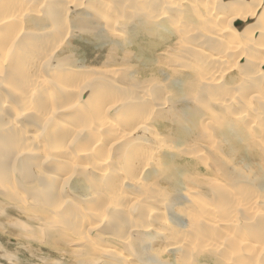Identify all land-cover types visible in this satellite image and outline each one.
<instances>
[{
  "label": "rangeland",
  "instance_id": "374dc122",
  "mask_svg": "<svg viewBox=\"0 0 264 264\" xmlns=\"http://www.w3.org/2000/svg\"><path fill=\"white\" fill-rule=\"evenodd\" d=\"M20 1H27L30 6V11L26 10L27 13L22 12L24 15L23 24L14 25V27L18 26L20 30L19 35L16 38L17 41L14 47L9 50L8 56L4 58L0 53V62L5 60L6 65V69H4L2 71L3 74L0 75V122L2 121V124L0 123V132L3 130L5 132H13L15 140L17 142L20 141L18 142L19 145H17L19 148L17 154H19L21 157L19 155L16 156H19V158H30V160L28 159L30 167L24 169V166L21 168L17 165V161H15V164L13 161H11L8 180L3 185L0 183V189L2 191L7 192L12 189V191H10L11 193H17L16 197H13L12 194H9L10 192L5 194L0 190V264H56L55 262H57V264L59 262V264H75L79 258L78 256L76 258V256L70 252L76 250V247L79 246L78 241L80 240L78 239L76 243L75 240H71L69 237L80 238L82 235H90V237L92 236V238L95 240L98 239L97 236H101L103 240L100 242H108L109 240L107 238L105 239V235H103V233H99L100 231H97L99 228L96 227H99L98 224H100L101 227H108L116 224L117 228H120L123 231L121 234L124 235H131V231L133 229H139L135 232L139 235L135 236L137 241V237H140L142 234L145 236L147 234H152L151 237L154 236L155 238V234L157 232H163L162 230L165 229L161 226V222L163 220H167L168 223H175L174 225L170 223V226L168 225L170 228L166 227L169 231V233L166 231L168 237H175L172 238L173 240L170 238L169 241L162 238H155V241H152L153 243L156 242L153 246L156 244L157 247H162L161 249H158L162 251V259L159 258L158 254H155L158 252L152 249H150V251L154 256L150 257L156 256L157 259H160L162 262L165 261L166 264L170 258L171 259L168 261L170 264L174 261H176L175 264H182L185 261L189 264H236L237 260V264H242L241 262L244 264H264V106L263 102L260 101L263 99H252L253 95L264 94V79H261L262 83L260 80H252V76L254 75L253 71L256 67L252 69L253 67L250 65L255 66V64L250 62V64L245 63L246 58L244 57L240 59L239 53L226 54V63L223 64L225 65L224 67L223 65H216L210 61L212 56H216L217 52L223 50L224 44H238V42L249 44L250 49L248 51V55L250 59L259 58L260 60H264V42L258 43L256 42V39H254L253 42H250L249 38L242 32H239V35L236 33L238 30H243L245 24H247L248 27V23H252L255 20H245L243 24L234 21L232 24H230L228 20L236 16L234 14L225 17L224 20H219L218 22L222 26H226L227 30L224 33L225 38L215 41L208 38L209 36H212V31H214V28H210L207 25V23L209 24L211 21H208L204 24L200 23L201 16H207L212 11L206 10L207 6L204 4L206 0H185L184 2L176 0V2L167 4L165 3V0H0V6L3 5L5 10L7 9L8 5H11L1 18V21H5L1 24L0 32L6 31V34H10L12 37L16 35L15 31L11 33L7 32L8 30L14 29V27H11V25L8 23L10 21H7L8 18H10L8 10L12 9V14L15 11L21 13L22 10L19 7ZM226 1L224 0L223 3H226ZM45 2L51 6V9L48 8L44 12L42 11L41 6ZM258 2L259 0H240L239 2L235 3L240 6H244V4H251L253 5L254 10L259 9L257 6H255V4ZM262 2H264V0H262ZM146 3H150V5L147 7L145 6L147 5ZM188 4H195V6L197 5V8H189ZM222 4L217 5L219 11L217 9L216 11H224V5ZM53 5L54 8H52ZM111 5L112 7L109 8ZM105 6L108 7V10L104 8ZM126 8L129 9V12ZM33 10L35 11L33 12ZM216 11L214 10V13H212L211 16L216 15ZM38 12H40V14ZM49 12H56L58 14L57 20H52L53 23L49 20ZM157 13H163L164 18L162 20L156 19L155 14ZM249 13L250 12L246 14ZM1 14L2 13H0V16ZM63 15L64 17L62 18ZM100 16L101 19L99 18ZM102 18L104 20H102ZM197 18L199 19L197 20ZM238 18L241 19L242 17L238 16ZM107 19H110V21L108 22ZM82 24H86V28H82ZM112 27H114V29ZM152 28L154 29L152 33L150 30H147ZM185 29H191L194 31L193 38H189V40L187 39L189 42L187 40L185 41L186 36L183 35V31ZM201 29H203V31H201ZM143 30H147L148 33L147 31L144 32ZM119 31L122 32L120 33ZM160 33H163L165 36L162 38V40L158 37V34ZM180 37L182 38V41ZM196 40L201 42L202 46L201 48L198 47L194 49V52L190 49V46H199ZM179 45L181 48H186H183L184 50H182L179 48ZM7 47H9V45H7ZM180 49L181 52H179ZM201 49L203 52H206L203 53ZM210 49L211 51H209ZM202 54L207 55L205 57ZM180 60L181 62L178 63ZM187 60H189V63L186 67L183 65L182 61ZM31 63H34L35 66ZM246 65H248L247 68H245ZM29 66H32L33 68H29ZM36 66L39 69H37ZM261 69L264 70V65H261ZM107 71L109 73H107ZM181 72L183 73L181 74ZM193 73L197 76H194ZM201 73H204V75L202 74L203 76H201ZM42 78L46 81L48 80L47 82L50 83H46V85L42 83L41 88L37 89L38 91H36V88L32 84H34L37 79L40 80ZM55 78H61V82L65 83H60V87L59 85H52ZM71 78L73 80H71ZM199 78H202V81ZM89 79L91 81H88ZM217 81L219 82L220 86L213 84ZM87 82H89V84ZM199 82L200 84H198ZM255 82H258L260 85L256 84ZM66 84H70L69 89L65 88ZM221 85L222 87L224 86L223 88L225 89H223ZM88 86L91 89L88 88L86 91L84 90L81 93L82 89L84 87L87 88ZM76 87L79 88V91H75ZM26 88L28 90H26ZM62 88H64V90ZM101 88L104 89L102 90ZM70 90L72 92H70ZM17 94L18 97H16ZM75 96L82 97L79 98V103L73 104L71 102H73ZM3 97H6L7 100L5 101L7 103L4 105H2ZM28 99L35 103H33V106H36L35 108H27L28 110H26L25 100ZM59 103L62 106L59 105ZM63 104H65L66 107ZM101 105L103 106L102 108L100 107ZM58 106H61V109L59 110L61 113L64 111V109L68 110H66L64 115L67 117L65 119L68 120V126L70 127L72 125L68 130L69 134L71 132L70 130H78L77 135L74 134L69 140L65 139L66 135L63 138V135L66 132L64 130L66 128L62 129L63 131L54 130L55 125L53 121V115L58 114ZM162 107L164 108L162 109ZM12 108H14V112ZM103 108L104 110H108L109 108V110L106 112L103 111ZM18 109H21L22 111ZM163 110L165 111L163 112ZM184 110L185 112L183 113ZM174 113L177 114L175 115ZM180 113L182 114V118L180 117ZM221 113L224 118L222 117L220 119ZM240 115L242 116L241 121L238 118ZM104 117H106L108 121H112L111 123L114 124V129L115 127L118 128L117 130L119 132L116 129L115 130L118 132L120 138L123 136L127 140L123 137L121 139L119 137H115L114 129L107 131L101 130L98 127L100 123L99 119ZM232 119L234 122L239 124L233 123ZM146 120L148 123L145 122ZM142 121H144L145 124L143 122V125H141L140 122ZM218 121L223 122L220 124ZM231 122L232 124H230ZM249 122H251V126L253 125L252 127H246L250 125ZM134 124H136L138 128ZM140 125L141 128H139ZM143 126H146V129H149L152 133H157V136L153 133L156 138L154 137L155 139H153L150 137V133L147 131L143 132ZM180 127L182 129H189L190 132L188 135H181L179 133L181 129ZM234 128L236 130L239 128L241 129L234 131ZM50 129L52 132L47 136L46 133ZM214 129L219 130L214 131ZM249 129H251V132L248 131ZM35 130L36 132L38 131L37 133H39L41 136V142L38 144V146L33 138L31 141L30 136L31 134L36 133ZM226 130L227 133L229 131L228 134L224 133ZM259 130L263 133H261ZM240 131L242 132V135L238 134H241ZM152 133L150 135H152ZM236 133L238 134V139H236L237 137L234 135ZM224 134L227 136H224ZM228 137L232 138L233 140L229 139ZM246 137H249L248 141L246 140ZM64 140L66 142H64ZM135 140H141V142H143L142 145L148 146L149 150H147V147L142 146L140 144L141 142H139L140 145L136 143L133 146ZM72 141H74V144ZM42 143H47V145H50L51 143L57 145L63 144L67 146L68 149L62 148L58 150L55 149L56 146H54L55 148L53 149L49 147L44 149ZM96 143H99V146L96 145ZM69 144H72L71 148ZM131 145L133 147H130ZM244 145L247 146L245 147ZM229 147L234 149V151L229 150ZM32 148H34V151ZM235 149L238 151H235ZM67 150H69L67 155L69 160L71 158L69 157V154L72 155L70 160L72 163H70V161L67 162L66 156H64ZM77 150L84 151L80 152L79 154ZM85 151H88L89 153H86L84 157L81 156V154L83 152L85 153ZM76 153L79 155L78 158ZM43 154H48L49 157H52V159H55L56 161L46 159L44 162H42L41 160H43V158H39V156H42ZM74 154L76 155V159H74L75 157L73 158ZM143 154L144 156L149 157V160L154 159L156 162L153 160L150 163L151 165H144V161L141 158V155ZM198 154H202V157H198ZM36 155L37 157H35ZM85 156H88L89 158H86ZM74 162L77 165L74 164ZM89 162H91V165ZM99 162L106 164L109 162L108 167L110 169H107L109 170L107 172H111L112 170L113 176L116 172V174L123 172V174H118L120 178L117 180L121 179L120 183L116 182L112 186L113 193L106 189V192H103L100 189L101 187L94 188L93 186H90V184L95 180V177H97V172H101V166L97 167L100 170L95 168L96 164H99ZM71 164L75 165L74 167L72 166L74 170L72 167H70ZM175 167L177 169H175ZM81 169H83V171H80ZM39 170H43L42 172H45L46 176L43 178V181H48L49 179L55 181V179H58V176L60 175L63 178H66L64 184L61 182V180L58 181L62 183L61 185H65V187L61 185L59 187L57 185L55 192L58 194L62 203L65 200L63 205L65 204L64 208H69L68 211H70L71 208L79 210V207L75 206L76 204H73L74 201L87 208L86 210L88 212L86 213H88V216L91 215V212H94V208L96 210H104L109 206V204L113 206L116 203L118 205H122L123 208L121 207V212L117 211L118 213L116 214L112 211L110 213V211L106 209L108 212L106 211V216H104L103 220H100V218L96 219L97 222L95 219L91 220L92 223H96L95 225H88L89 222H86L84 217L83 219L80 217L81 221L77 222L80 224L76 223L75 228L72 231H68L65 225L57 227V230L54 229L56 228L54 226L51 228L49 226L52 224V221L54 219L62 218L61 215H63V213H60V211L55 206L53 208L50 204L48 206L46 205V207L44 204L40 205L36 201H33L32 203V199L28 198L29 195H24L25 190L29 189H26L25 187L32 182L29 178V175L32 176V172L36 173ZM149 172H153V175ZM179 173H181V175ZM23 175L27 176L24 177ZM176 175L177 177L180 175L179 181L178 178L175 177ZM135 177L141 178V180L137 178L139 179V183L137 184H140V186L136 185V188L133 185L135 184L133 183V178ZM27 178L29 181H27ZM113 179L116 180V178ZM172 179L175 181L177 179V182L173 187H170L169 180ZM142 180H147V185L146 183L143 184ZM214 180L216 182H214ZM214 183L218 184L217 186L212 187L211 185ZM5 186H7L6 189H4ZM13 186L15 188L14 190ZM87 187L89 190L86 189ZM108 192L110 193L109 196ZM120 192L129 194L130 198H125L124 200L121 199L120 201V199H118L120 198ZM142 192L143 194H140ZM190 192H193V194L191 193L190 195ZM116 197L117 200L121 202H119L120 204L115 200ZM71 198H74V201ZM164 198L166 199L164 200ZM29 200L31 201L30 203ZM137 200H139L138 203L142 200L141 204H138L137 202L135 203ZM18 201H20V203ZM202 203L203 206L204 203H207L206 205L209 206H207V209L211 210L208 211L209 213L203 211L205 208L203 209V206L201 205ZM24 206L26 208L31 206L32 208L30 207L28 210L26 208H21ZM113 207H115V205ZM36 208H38L39 211L36 210ZM20 209L31 213L30 215L27 214V212L22 213L19 211ZM35 210L37 213L34 212ZM33 212L35 214H33ZM179 212H183L185 216ZM24 213H26L28 216H24ZM212 213H214V216ZM116 217H121V219L116 221ZM40 219L42 220L39 221ZM197 220H199L198 223ZM215 220L222 221L221 224L230 221L231 225H234V227L220 224V226H217L216 228L209 225L214 223ZM15 221H18V224L20 222L23 223L26 227L29 226L28 230L24 231L20 227L17 228ZM25 221L27 224H25ZM46 221L50 223L49 226L46 225ZM121 221L122 223H120ZM43 224L46 230L43 227ZM82 224H85V226ZM145 224H148L149 227ZM124 227L126 229L128 227L129 230L126 231ZM33 228H36V230ZM50 228L53 229V231H51ZM47 229L51 231L50 233H52V235L55 234L58 241H61L58 242L59 244H55L57 249L54 248V245L50 246L51 244L49 245L45 243V241H48L49 236L51 235ZM90 229L92 230L90 231ZM64 230L68 235H66ZM33 231L36 232L35 235H33ZM117 232L119 233L120 231ZM117 232L115 231V233ZM46 234L48 235L46 236ZM70 234L71 236H69ZM27 235L28 238L26 239ZM59 235L61 237H58ZM35 238H38L37 241H34ZM221 240L224 242L222 243ZM166 241L171 243L172 241L173 243H183V247L181 246L179 250L174 251L170 248V246L165 245L167 243ZM137 243L139 242H136V244ZM115 244L117 245L115 248L124 251L125 248L119 245L118 242ZM161 244L165 246L163 247ZM215 244L216 246L213 247ZM59 245L62 249H64L66 246L68 247H66L65 250H62L60 249ZM44 247L46 248L44 249ZM67 249L69 252L66 251ZM61 250L62 252L65 251V253H60ZM31 252L32 254L34 252L35 253L32 255ZM176 253L178 257L175 255ZM147 256L145 255L144 257L149 259V256ZM45 260L46 262L44 263ZM51 260L54 261L52 262ZM178 261H180V263ZM146 263L148 264L147 260Z\"/></svg>",
  "mask_w": 264,
  "mask_h": 264
},
{
  "label": "bare ground",
  "instance_id": "6f19581e",
  "mask_svg": "<svg viewBox=\"0 0 264 264\" xmlns=\"http://www.w3.org/2000/svg\"><path fill=\"white\" fill-rule=\"evenodd\" d=\"M31 1V0H30ZM74 1V0H73ZM72 1V2H73ZM80 1V0H79ZM177 1H181V2H184L185 0H177ZM226 1V0H225ZM240 0H238V1H236V0H227L226 1V3H223L224 2V0H206L205 1V6H207L206 8V10H212L211 11V13H209V15H207V16H201V18H200V23L201 24H204V23H207L208 21H211L209 24L207 23V25H208V27H210V28H214V31H212V36H209L208 38H210V39H213V40H220L221 38H225L224 37V33L226 32V30H227V28H226V26H222L218 21L219 20H224L225 19V17H227V16H230V15H232V14H234V15H236V16H234V17H232L231 19H229L228 20V22L230 23V24H232V22H234V21H236V22H238V23H241V24H243V22L245 21V20H250V19H254L255 21L254 22H252V23H248V27H247V24H245L244 25V29L243 30H238V31H236V33L239 35V32H242L245 36H247L248 38H249V40H250V42H253L254 41V39H256L257 41L256 42H258V43H263L264 42V2H262V0H259V2L257 3V4H255V6H257L259 9H254L253 10V5H251V4H244V6H240V5H238L237 3H235V2H239ZM44 2V1H43ZM50 2V1H49ZM70 2V1H69ZM172 2H176V0H165V3L167 4V3H172ZM197 2V1H196ZM201 2V1H200ZM77 3V2H76ZM195 3V2H194ZM223 3V4H222ZM51 4V3H50ZM70 4H72V3H70ZM117 4V3H116ZM147 5H145V6H147L148 7V5H150V3H146ZM218 4H222V5H224V11H220V12H218L219 11V8L217 7V5ZM8 5V4H7ZM56 5V4H55ZM66 5V4H65ZM81 5V4H80ZM106 5H107V3H106ZM133 5H134V3H133ZM11 5H8V7H10ZM57 6V5H56ZM61 6V5H60ZM70 6V5H69ZM78 6V5H77ZM120 6H121V4H120ZM188 6H189V8H194L195 7V9L197 8V5L195 6V4H188ZM200 6V5H199ZM8 7H7V9H8ZM19 7L21 8V13L20 12H14L13 14H12V9H9L8 10V14L10 15V18H8V20L7 21H10V22H8L10 25H11V27H14V25H18V24H23V21H24V18H23V14H22V12H25V13H27L26 12V10H29V4H28V2L27 1H20V4H19ZM42 11H46L48 8L49 9H51L50 7V5L48 4V3H43L42 4ZM65 7V6H64ZM74 7V6H73ZM110 7H112V5L111 6H109V8ZM52 8H54V5H53V7ZM70 8V7H69ZM104 8H108V7H104ZM200 8H201V6H200ZM6 9V10H7ZM62 9V8H61ZM103 9V8H102ZM105 9V10H106ZM125 9V8H124ZM127 9V8H126ZM216 9L218 10V11H216ZM6 10H5V7L3 6V5H1L0 6V13H2L1 14V16H0V28H1V24H2V22H4V21H1V18L4 16V14H5V12H6ZM108 10V9H107ZM128 10V12H129V9H127ZM214 10L216 11V15H212L211 16V14L212 13H214ZM30 11V10H29ZM35 10H33V12H34ZM36 11H38V10H36ZM50 11V10H49ZM55 11V10H54ZM62 11H63V9H62ZM103 11V10H102ZM31 12H32V10H31ZM41 12V11H40ZM40 12H38L39 14H40ZM69 12V11H68ZM115 12V11H114ZM116 12H117V9H116ZM127 12V13H128ZM248 12H250L249 14H246V13H248ZM50 14H49V16L48 17H50L49 18V20L53 23V21H55V20H57V17H58V14L55 12V13H51V12H49ZM86 14H88L87 12H85ZM120 13V12H119ZM166 13V12H165ZM203 13V12H202ZM207 13V12H206ZM38 14V15H39ZM42 14V13H41ZM68 14V13H67ZM102 14V13H101ZM121 14V13H120ZM131 14V13H130ZM43 15L45 16V14L43 13ZM61 15V14H60ZM114 15H116V14H114ZM119 15V14H118ZM127 15V14H126ZM203 15V14H202ZM103 16V15H102ZM121 16V15H120ZM120 16H118V17H120ZM155 18L156 19H163L164 18V14L163 13H157V14H155ZM238 16H241L242 18L241 19H239L238 18ZM47 17V18H48ZM64 17V15L62 16V18ZM130 17H132V16H130ZM100 19H101V16L99 17ZM121 18V17H120ZM178 18V17H177ZM65 19V18H64ZM112 19V18H111ZM130 19V18H129ZM199 18H197V20H198ZM53 20V21H52ZM67 20V19H66ZM102 20H104L103 18H102ZM108 20V19H107ZM122 20V19H121ZM120 20V21H121ZM110 21V19L108 20V22ZM39 22V21H38ZM41 22V21H40ZM60 22V21H59ZM64 22H65V20H64ZM85 22V21H84ZM121 22H123V21H121ZM25 23V22H24ZM55 23V22H54ZM72 23V22H71ZM101 23V22H100ZM103 23V22H102ZM128 23V22H127ZM143 23V22H142ZM164 23V22H163ZM78 24V23H77ZM114 24V23H113ZM129 24V23H128ZM135 24H136V22H135ZM32 25H34V24H32ZM83 25V24H82ZM108 25V24H107ZM38 26H39V24H38ZM81 26V25H80ZM86 24L85 25H83V27L82 28H86ZM108 26H110V25H108ZM114 26V25H113ZM205 26V25H204ZM36 27H37V24H36ZM69 27V26H68ZM76 27V26H75ZM74 27V28H75ZM120 27V26H119ZM144 27V26H143ZM148 27V26H147ZM247 27V28H246ZM39 28V27H38ZM37 28V29H38ZM113 29H114V27H112ZM126 28V27H125ZM11 29V28H10ZM23 29V28H22ZM21 29V30H22ZM41 29V28H40ZM108 29V28H107ZM112 29V30H113ZM129 29H130V27H129ZM139 29V28H138ZM19 28H18V26H15L14 27V29H12V30H8L7 32H14L15 31V33H16V35L14 36V37H12V36H10V34L9 35H7L6 34V31H4V32H0V35H1V40H0V53H1V55H3V57L4 58H6L7 56H8V53H9V50H11L13 47H14V45H15V43H16V41H17V37H18V35H19ZM87 30V29H86ZM116 30V29H115ZM114 30V31H115ZM128 30V29H127ZM127 30H124V31H127ZM147 30H150V32L152 33L153 32V28L152 29H147ZM147 30H143L144 32L145 31H147ZM174 30V29H173ZM82 31V30H81ZM156 31V30H155ZM171 31V30H170ZM201 31H203V29H201ZM210 31V30H209ZM41 32V31H40ZM70 32V31H69ZM77 32V31H76ZM110 32H111V29H110ZM113 32V31H112ZM118 32V31H117ZM120 32V31H119ZM122 32V31H121ZM120 32V33H121ZM149 32V33H150ZM193 32L194 31H192L191 29H185L184 31H183V35L184 36H186L185 37V41L188 39L189 40V38H193ZM199 32V31H198ZM39 33V32H38ZM78 33V32H77ZM99 33H101V32H99ZM114 33V32H113ZM147 33H148V31H147ZM167 33V32H166ZM165 33V34H166ZM168 33H169V31H168ZM201 33V32H200ZM123 34V33H122ZM121 34V35H122ZM128 34V33H127ZM172 34V33H171ZM92 35V34H91ZM149 35V34H148ZM195 35V34H194ZM203 35V34H202ZM123 36V35H122ZM90 37H92V36H90ZM94 37V36H93ZM96 37H99V36H96ZM158 37L159 38H161V40H162V38L163 37H165L164 35H163V33H160V34H158ZM38 38V37H37ZM124 38V37H123ZM181 38V37H180ZM202 38V37H201ZM133 39V38H132ZM167 39H168V37H167ZM52 40V39H51ZM187 40V41H188ZM198 40V39H197ZM196 40V41H197ZM201 40V39H200ZM222 40V39H221ZM54 41V40H53ZM125 41V40H124ZM181 41H182V38H181ZM199 41V40H198ZM197 41V42H198ZM224 41V40H223ZM44 42V41H43ZM127 42V41H126ZM125 42V43H126ZM189 42V41H188ZM212 42V41H211ZM55 43V42H54ZM177 43V42H176ZM196 43V42H195ZM255 43V42H254ZM127 44V43H126ZM183 44V43H182ZM190 44V43H189ZM223 44V43H222ZM7 45H9V47H7ZM52 45H53V42H52ZM198 45L199 46H190V49L192 50V51H194V49H196V48H198V47H200L201 48V46H202V44H201V42H198ZM189 47V46H188ZM257 47V46H256ZM260 47H261V45H260ZM179 48H181L180 47V45H179ZM178 48V49H179ZM184 48V47H183ZM183 48H181L182 50H184ZM209 48V47H208ZM181 49L179 50V52H181ZM249 44L248 43H246V44H243V43H241V42H238V44H236V43H228L227 45H225L224 44V48H223V50L222 51H220V52H217V54H216V56H212V59L210 60V61H212L214 64H216V65H223L224 63H226V54H234V53H239V56H240V59L241 58H246V62L245 63H248V64H250V63H254L255 64V66H253V65H250L251 67H253L252 69H254L255 67V69H254V75L252 76V80L254 79V81H257V80H260V82L262 83V81H261V79L263 80L264 79V70H262L261 69V65H264V60H260L259 58H254V59H250V57H249V55H248V51H249ZM188 50V49H187ZM200 50V49H199ZM205 50V49H204ZM201 51H202V49H201ZM209 51H211V49L209 50ZM11 52V51H10ZM188 52V51H187ZM195 52V51H194ZM200 52V51H199ZM203 52V51H202ZM204 52H206V51H204ZM203 52V53H204ZM176 54V53H175ZM201 54V53H200ZM177 55V54H176ZM203 55V54H202ZM207 55V54H206ZM206 55L204 54L203 56H205L206 57ZM199 56V55H198ZM39 58V57H38ZM171 58H173V57H171ZM209 58V57H208ZM169 59H170V57H169ZM182 59V58H181ZM199 60H201V59H199ZM34 61H35V59H34ZM39 61V60H38ZM45 61V60H44ZM169 61V60H168ZM189 60H187V61H182V63H183V65L184 66H186L187 67V64L189 63L188 62ZM207 61V60H206ZM32 62V61H31ZM43 62V61H42ZM181 62V60L178 62V63H180ZM201 62V61H200ZM250 62V63H249ZM61 63V62H60ZM191 63V62H190ZM202 63V62H201ZM31 64H33L34 65V63H31ZM50 64V63H49ZM171 64V63H170ZM56 65V64H55ZM168 65V64H167ZM176 65V64H175ZM180 65V64H179ZM228 65V64H227ZM245 65V64H244ZM35 66V65H34ZM170 66V65H169ZM225 65H223V67H224ZM6 67V65H5V60H3L2 62H0V75L1 74H3L2 73V71L4 70V69H6L5 68ZM23 67V66H22ZM32 66H29V68H31ZM37 67V66H36ZM41 67V66H40ZM50 67V66H49ZM248 67V65H246V67L245 68H247ZM21 68V67H20ZM33 68V67H32ZM69 68V67H68ZM180 69H182L181 67H179ZM23 69V68H22ZM37 69H39L38 67H37ZM48 69H50V68H48ZM64 69H66V68H64ZM178 69V68H177ZM251 69V68H250ZM183 70H186V69H183ZM189 70V69H188ZM191 70V69H190ZM206 70V69H205ZM222 70V69H221ZM245 70V69H244ZM243 70V71H244ZM73 71V70H72ZM224 71V70H223ZM26 72V71H25ZM28 72V71H27ZM37 72V71H36ZM194 72V71H193ZM199 72V71H198ZM217 72V71H216ZM226 72V71H225ZM30 73H31V71H30ZM107 73H109L108 71H107ZM183 72H181V74H182ZM215 73V72H214ZM13 74V73H12ZM63 74V73H62ZM68 74V73H67ZM81 74V73H80ZM104 74H106V73H104ZM204 75V73H201V76H203ZM217 74V73H216ZM219 74V73H218ZM225 74V73H224ZM244 74V73H243ZM71 75V74H70ZM77 75V74H76ZM192 75V74H191ZM190 75V76H191ZM193 75L195 76L196 74H194L193 73ZM207 75H208V73H207ZM221 75V74H220ZM220 75H218V76H220ZM223 75V74H222ZM30 76V75H29ZM31 76H32V73H31ZM34 76V75H33ZM197 76V75H196ZM217 76V75H216ZM244 76H246V75H244ZM11 77V76H10ZM13 77H15V76H13ZM12 77V78H13ZM71 77V76H70ZM188 77V76H187ZM198 77H200V76H198ZM242 77V76H241ZM247 77H249V76H247ZM30 78V77H29ZM100 78V77H99ZM177 78H180V77H177ZM221 78H223V77H221ZM243 78H245V77H243ZM5 79V78H4ZM47 79V78H46ZM66 79V78H65ZM182 79V78H181ZM200 80L202 79V78H199ZM208 79V78H207ZM215 79V78H214ZM1 80V79H0ZM19 80V79H18ZM28 80V79H27ZM37 80H39V79H37ZM36 80V84L34 83V84H32V85H34V87L36 88V91H38L37 89H39V88H41V84L43 83V84H45L46 85V83H50V82H47L45 79H40L39 81H37ZM52 80V79H51ZM61 78H58V79H56L55 78V80H53V83H52V85H59V87L61 86V84L60 83H65V82H61ZM71 80H73L72 78H71ZM179 80V79H178ZM216 80V79H215ZM214 80V81H215ZM246 80V79H245ZM250 80V79H249ZM7 81V80H6ZM5 81V82H6ZM12 81V80H11ZM88 81H91L90 79L88 80ZM102 81V80H101ZM180 81V80H179ZM202 81V80H201ZM218 81H219V79H218ZM215 82V83H213V84H215V85H218V86H220L219 85V82ZM221 81V80H220ZM19 82V81H18ZM52 82V81H51ZM198 82V81H197ZM196 82V83H197ZM222 82V81H221ZM247 82V81H246ZM250 82V81H249ZM259 82V81H258ZM258 82H255L256 84H259ZM88 84H89V82H87ZM167 83V82H166ZM203 83H205V82H203ZM252 83H253V81H252ZM83 84V83H82ZM93 84V83H92ZM91 84V85H92ZM185 84V83H184ZM198 84H200V82L198 83ZM201 84H202V82H201ZM254 84V83H253ZM263 84H264V82H263ZM21 85V84H20ZM27 85V84H26ZM51 85V86H52ZM69 85V86H68ZM90 85V86H91ZM177 85V84H176ZM183 85V84H182ZM241 85V84H240ZM260 85V84H259ZM18 86V85H17ZM22 86V85H21ZM68 86V87H67ZM96 86V85H95ZM184 86V85H183ZM226 86V85H225ZM238 86V85H237ZM23 87V86H22ZM29 87V86H28ZM50 87V86H49ZM69 87H70V84H66L65 85V88L67 89H69ZM196 87V86H195ZM206 87V86H205ZM221 87H222V85H221ZM224 87V86H223ZM222 87V88H223ZM234 87V86H233ZM243 87V86H242ZM51 88H53V87H51ZM91 89L89 86L86 88V87H84L83 89H82V91H81V93L85 90H87V89ZM203 88V87H202ZM202 88H200V89H202ZM63 90H64V88H62ZM75 89V88H74ZM102 89V88H101ZM104 89V88H103ZM102 89V90H103ZM150 89V88H149ZM170 89V88H169ZM223 89H225V88H223ZM232 89V88H231ZM230 89V90H231ZM16 90V89H15ZM26 90H28L27 88H26ZM62 90V91H63ZM72 90V89H71ZM70 90V92H72ZM81 90V89H80ZM9 91V90H8ZM14 91V90H13ZM19 91V90H18ZM41 91V90H40ZM65 91H67V90H65ZM75 91H79V88H77L76 87V90ZM225 91H227V90H225ZM229 91V90H228ZM7 92V91H6ZM198 92H199V90H198ZM264 92V91H263ZM5 93V92H4ZM96 93V92H95ZM98 93V92H97ZM36 94V93H35ZM75 95V94H74ZM93 95V94H92ZM13 96H15V95H13ZM35 96V95H34ZM68 96V95H67ZM83 96V95H82ZM82 96H75L74 98L75 99H73V102H71V103H79V98L80 97H82ZM252 96V95H251ZM251 96H250V98H251ZM16 97H18V94H17V96ZM19 97H21V96H19ZM37 97V96H36ZM70 97V96H69ZM185 97V96H184ZM35 98V97H34ZM33 98V99H34ZM73 98V97H72ZM180 98V97H179ZM263 99V100H260L261 102H263V106H264V94H258V95H253V98L252 99ZM25 99H27V98H25ZM22 100V99H21ZM20 100V101H21ZM24 100V99H23ZM216 100V99H215ZM5 101H7L6 100V97L4 98L3 97V99H2V102H3V104L2 105H4L5 103H7V102H5ZM26 101V105H25V107H26V110H28V109H31V108H35L36 106H33V103L34 102H32L30 99H28V100H25ZM24 101V102H25ZM33 101H35V100H33ZM141 101V100H140ZM152 101V100H151ZM172 101H173V99H172ZM180 101V100H179ZM69 102V101H68ZM164 103V102H163ZM173 103V102H172ZM177 103V102H176ZM221 103V102H220ZM11 104V103H10ZM35 104V103H34ZM115 104H116V101H115ZM171 104V103H170ZM9 105V104H8ZM59 105H61L60 103H59ZM63 105H65V104H63ZM68 105V104H67ZM72 105V104H71ZM70 105V106H71ZM79 105V104H78ZM158 105V104H157ZM62 106V105H61ZM61 106H58V111L61 109ZM116 106H117V104H116ZM172 106H173V104H172ZM14 107H16V106H14ZM65 107H66V105H65ZM73 107V106H72ZM101 108L103 107L102 105L100 106ZM28 108V109H27ZM101 108H100V110H101ZM105 108V107H104ZM104 108H103V111H108L109 110V108H108V110H104ZM111 108V107H110ZM161 108V107H160ZM164 107H162V109H163ZM170 108V107H169ZM263 108V107H262ZM14 108H12V110H13ZM117 109V108H116ZM120 109V108H119ZM258 109H259V107H258ZM18 110H21V109H18ZM17 110V111H18ZM57 110V109H56ZM66 110L67 109H64V111L61 113L60 111L58 112V114L57 115H53V117H54V119H53V121H54V125H55V131H58V130H62V129H64V128H66L64 131H66L65 133H64V135H63V138L65 137V135H66V138L65 139H70L71 137H73V135L74 134H76L77 135V132H78V130H70L71 132H70V134H69V129H70V127L72 126H68V124H67V122H68V120H66L65 118H67L65 115H64V113H66ZM150 110V109H149ZM154 110V109H153ZM22 111V110H21ZM20 111V112H21ZM55 111V110H54ZM68 111V110H67ZM165 110H163V112H164ZM222 111V110H221ZM12 112V111H11ZM10 112V113H11ZM13 112H14V110H13ZM53 112V111H52ZM51 112V113H52ZM101 112H102V110H101ZM132 112V111H131ZM152 112V111H151ZM185 112V110L183 111V113ZM172 113V112H171ZM188 113V112H187ZM190 113V112H189ZM261 113V112H260ZM16 114V113H15ZM159 114V113H158ZM175 114V113H174ZM177 114V113H176ZM175 114V115H176ZM224 114V113H223ZM262 114V113H261ZM11 115H13V114H11ZM21 115V114H20ZM110 115V114H109ZM163 115V114H162ZM191 115V114H190ZM1 116V115H0ZM17 116V115H16ZM19 116V115H18ZM159 116V115H158ZM168 116V115H167ZM171 116V115H170ZM11 117V116H10ZM47 117V116H46ZM172 117V116H171ZM180 117L182 118V114L180 113ZM224 118V116H222V113H221V117H220V119L221 118ZM13 118V117H12ZM17 118V117H16ZM16 118H15V120H16ZM18 118H20V117H18ZM52 118V117H51ZM185 118H186V116H185ZM185 118H184V120H185ZM239 120L241 121V119H242V116L240 115L239 117ZM251 118V117H250ZM188 119H190V118H188ZM218 119V118H217ZM19 120V119H18ZM100 121V123H99V128L101 129V130H105V131H107V130H110V129H114V124L113 123H111L112 121L111 120H109L108 121V119L106 118V117H104V118H101V119H99ZM187 120V119H186ZM248 120H249V118H248ZM255 120V119H254ZM134 121V120H133ZM140 121V120H139ZM179 121H180V119H179ZM223 121H224V119H223ZM222 121V122H223ZM226 121V120H225ZM232 121H233V119H232ZM2 122V121H1ZM0 122V123H1ZM20 122V121H19ZM144 121H142V122H140V124L141 125H143L142 123H143ZM145 122H147V120L145 121ZM145 122H144V124H145ZM151 122V121H150ZM174 122V121H173ZM218 122H220V121H218ZM222 122H220V124L222 123ZM256 122V121H255ZM12 123V122H11ZM15 123V122H14ZM136 123V122H135ZM148 123V122H147ZM227 123V122H226ZM233 123H235V124H239V123H236V122H234L233 121ZM250 123V125H248V126H246V127H249V126H251V122H249ZM2 124V123H1ZM8 124V123H7ZM10 124V123H9ZM72 124V123H71ZM138 124V123H137ZM192 124V123H191ZM204 124H205V122H204ZM208 124V123H207ZM230 124H232V122L230 123ZM12 125V124H11ZM10 125V126H11ZM52 125V124H51ZM96 125V124H95ZM135 126H136V124H134ZM133 125V126H134ZM141 125H140V127L139 128H141ZM149 125V124H148ZM178 125H180V124H178ZM223 125V124H222ZM14 126V125H13ZM73 126H74V124H73ZM116 126V125H115ZM183 126V125H182ZM181 126V127H182ZM224 126V125H223ZM226 126H227V124H226ZM240 126V125H239ZM253 126V125H252ZM251 126V127H252ZM1 127V126H0ZM3 127V126H2ZM12 127V126H11ZM20 127V126H19ZM137 127V126H136ZM144 127V130H143V132L144 131H147V132H149L150 134L152 133L149 129H146V126H143ZM148 127V126H147ZM153 127V126H152ZM178 127V126H177ZM180 127V128H181ZM191 127V126H190ZM205 127V126H204ZM229 127V126H228ZM98 128V129H99ZM132 128V127H131ZM135 128V127H134ZM138 128V127H137ZM149 128V127H148ZM203 128V127H202ZM207 128H208V126H207ZM11 129V128H10ZM35 129V128H34ZM48 129V128H47ZM52 129V128H51ZM50 129V130H51ZM72 129H73V127H72ZM115 129L117 130L118 128H116L115 127ZM114 129V136L115 137H119L120 138V136H119V134H118V132L116 131ZM221 129V128H220ZM239 129H241V128H239ZM239 129H237V130H239ZM254 129H256V128H254ZM9 130V129H8ZM12 130V129H11ZM10 130V131H11ZM37 130V129H36ZM36 130H35V132H36ZM48 131L47 133H46V135L48 136L51 132H52V130L51 131ZM120 130V129H119ZM133 130H136V129H133ZM141 130V129H140ZM139 130V131H140ZM178 130V129H177ZM204 130V129H203ZM219 130V129H218ZM218 130H215L214 129V131H218ZM236 129L234 128V131H235ZM236 130V131H237ZM251 129H249L248 131H250ZM14 131H15V129H14ZM40 131V130H39ZM63 131V130H62ZM122 131V130H121ZM142 131V130H141ZM260 131V130H259ZM29 132V131H28ZM38 132V131H37ZM33 133V134H31L30 136H31V141H32V138H33V140L34 141H36V143H37V146H38V144H40V142H41V140H40V134L39 133ZM111 132H112V130H111ZM126 132V131H125ZM135 132H137V131H135ZM190 131H189V129H180V134L181 135H183V136H186V135H188V133H189ZM222 132V131H221ZM233 132V131H232ZM241 132V131H240ZM251 132V131H250ZM250 132H249V135H250ZM261 132V131H260ZM26 133V132H25ZM154 133V135H156L157 133H155V132H153ZM153 133H152V135H150L149 134V136L150 137H152L153 139H155L156 137L153 135ZM224 133H226V134H228L229 133V131H228V133H227V130L226 131H224ZM259 133V132H258ZM261 133H263V132H261ZM26 134H28V133H26ZM123 134H125V133H123ZM226 134H224V136H227ZM231 134V133H230ZM229 134V135H230ZM239 135H242V132H241V134L240 133H238ZM237 133L236 134H234V135H236V139H238V135ZM76 135H75V138H76ZM178 135V134H177ZM176 135V136H177ZM221 135H222V133H221ZM228 135V136H229ZM244 135V134H243ZM122 136V135H121ZM128 136V135H127ZM157 136V135H156ZM209 136V135H208ZM230 136H232V135H230ZM247 136V135H246ZM123 137V136H122ZM121 137V138H122ZM129 137V136H128ZM155 137V138H154ZM178 137V136H177ZM250 137V136H249ZM248 137V138H249ZM120 138V139H121ZM124 138V137H123ZM221 138V137H220ZM229 138V137H228ZM228 138H226V139H228ZM234 138V137H233ZM242 138V137H241ZM247 138V137H246ZM248 138L246 139L247 141H248ZM251 138H252V136H251ZM100 139V138H99ZM102 139V138H101ZM116 139V138H115ZM120 139H118V140H120ZM124 139H126V138H124ZM129 139V138H128ZM152 139V140H153ZM159 139V138H158ZM164 139H166V138H164ZM163 139V140H164ZM171 139V138H170ZM169 139V140H170ZM177 139V138H176ZM229 139H232V138H229ZM24 140V139H23ZM30 140V139H29ZM67 140V141H68ZM127 140V139H126ZM139 140V139H138ZM150 140V139H149ZM173 140V139H172ZM171 140V141H172ZM225 140V139H224ZM233 140V139H232ZM231 140V141H232ZM122 141H124V140H122ZM175 141V140H174ZM206 141V140H205ZM208 141V140H207ZM215 141V140H214ZM226 141V140H225ZM238 141V140H237ZM242 141V140H241ZM244 141V140H243ZM247 141H246V143H247ZM254 141V140H253ZM18 142H20V141H18ZM16 140H15V138H14V134H13V132H5L4 130L2 131V132H0V183H1V185H3V184H5V182L8 180V176H9V171H10V162L11 161H13L14 162V164H15V161H17V165L19 166V167H23L24 169H26L27 167H30V164H29V162H28V159L30 160V158H28V157H23V158H19V154H17L18 153V151H19V148H18V146L17 145H19V143H18ZM64 142H66L65 140H64ZM73 142V144H74V141H72ZM139 142H141V140L140 141H137V140H135L134 141V143H133V146H134V144H138V145H142V143L143 142H141L140 144H139ZM158 142V141H157ZM229 142V141H228ZM245 142V141H244ZM243 142V143H244ZM263 142V141H262ZM23 143V142H22ZM99 143H100V140H99ZM99 143H96V145H98ZM123 143H126V142H123ZM169 143V142H168ZM167 143V144H168ZM211 143V142H210ZM233 143V142H232ZM249 143V142H248ZM21 144V143H20ZM35 144V143H34ZM158 144V143H157ZM207 144V143H206ZM42 145H43V147H44V149H47V147H49V148H51V149H53V148H55L54 146H56V148L55 149H58V150H60V149H62V148H67L68 149V147L67 146H65V145H63V144H61V145H57V144H54V143H51L50 145H47V143H42ZM47 145V146H46ZM70 145V148L72 147V144H69ZM162 145V144H161ZM236 145V144H235ZM21 146V145H20ZM99 146V145H98ZM132 145L130 146V147H133ZM142 146H144V145H142ZM180 146V145H179ZM182 146V145H181ZM203 146H204V144H203ZM208 146V145H207ZM239 146V145H238ZM245 146V145H244ZM247 146V145H246ZM245 146V147H246ZM25 147V146H24ZM28 147H29V145H28ZM138 147V146H137ZM136 147V148H137ZM144 147H147L148 148V146H144ZM152 147V146H151ZM183 147V146H182ZM206 147V146H205ZM228 147V146H227ZM232 147V146H231ZM242 147V146H241ZM30 148V147H29ZM38 148V147H37ZM69 148V149H70ZM129 148V147H128ZM139 148V147H138ZM141 148V147H140ZM200 148V147H199ZM230 148V147H229ZM237 148V147H236ZM240 148V147H239ZM28 149V148H27ZM33 149V151H34V148H32ZM91 149V148H90ZM131 149V148H130ZM133 149V148H132ZM135 149V148H134ZM143 149V148H142ZM150 149H152V148H150ZM159 149V148H158ZM188 149V148H187ZM241 149V148H240ZM26 150V149H25ZM35 150H36V148H35ZM41 150V149H40ZM66 150V149H65ZM85 150H87V149H85ZM145 150V149H144ZM147 150H149V148L147 149ZM153 150V149H152ZM176 150V149H175ZM191 150V149H190ZM203 150V149H202ZM229 150H233L234 151V149H229ZM27 151V150H26ZM31 151V150H30ZM43 151V150H42ZM62 151V150H61ZM78 152H79V154H80V152H82V151H84V150H77ZM131 151V150H130ZM137 151V150H136ZM146 151V150H145ZM144 151V152H145ZM151 151V150H150ZM149 151V152H150ZM157 151V150H156ZM160 151V150H159ZM194 151V150H193ZM235 151H238V150H236L235 149ZM45 152H46V150H45ZM68 152H69V150H67L66 151V154L64 155V156H66V159H67V162L68 161H70L71 160V158H72V155H70L69 154V157H71L70 158V160L68 159ZM77 152V153H78ZM89 152H90V150H89ZM88 151H85V153L83 152L82 154H81V156H83L84 157V155H86V153H89ZM154 152V151H153ZM171 152V151H170ZM169 152V153H170ZM199 152V151H198ZM231 152V151H230ZM34 153V152H33ZM40 153V152H39ZM59 153V152H58ZM64 153V152H63ZM77 153H76V155H77ZM168 153V152H167ZM173 153V152H172ZM175 153H177V152H175ZM187 153V152H186ZM202 153V152H201ZM234 153H237V152H234ZM24 154V153H23ZM22 154V155H23ZM38 154V153H37ZM138 154V153H137ZM140 154H141V152H140ZM139 154V155H140ZM146 154H148V153H146ZM204 154V153H203ZM214 154V153H213ZM16 155H19V156H16ZM76 155L74 154L73 155V158L74 159H76ZM176 155V154H175ZM78 156L79 155H77V158H78ZM88 156H90V155H88ZM87 156V157H88ZM134 156V155H133ZM143 156V157H142ZM150 156H152V155H150ZM171 156H173V155H171ZM198 157H202V154H198L197 155ZM205 156V155H204ZM21 157V156H20ZM31 157V156H30ZM35 157H37V155L35 156ZM83 157H81V158H83ZM86 157V156H85ZM86 157V158H87ZM139 157V156H138ZM153 157V156H152ZM195 157V156H194ZM212 157V156H211ZM39 158H43V160H41L42 162H44L46 159H51V161H54L55 159H52V157H49L48 156V154H46V155H42V156H39ZM89 158V157H88ZM141 158H142V160L144 161L143 163H144V165L146 164V166H148L147 164H150L151 163V161H153V160H149L150 158L149 157H146V156H144V154L143 155H141ZM57 159V158H56ZM93 159H94V157H93ZM62 160H64V159H62ZM105 160V159H104ZM200 160V159H199ZM56 161V160H55ZM59 161V160H58ZM57 161V162H58ZM94 161V160H93ZM102 161V160H101ZM139 161V160H138ZM155 161V160H154ZM212 161V160H211ZM39 162V161H38ZM41 162V163H42ZM62 162V161H61ZM156 162V161H155ZM40 163V162H39ZM53 163V162H52ZM70 163H72V161H70ZM90 163V165H91V162H89ZM109 163V162H108ZM106 164V163H100L99 162V164L97 163L96 164V167L95 168H97V167H100L101 166V172L99 171V172H97V177H95V180L90 184V186H93L94 188H100L103 192H106L105 191V189L106 190H108V191H111L112 192V190H113V185L116 183V182H119L120 183V180H117V179H119L120 177H119V173H121V172H119L118 174H116L115 172V175L113 176L112 174V170H111V172H107V171H109V170H107V169H110L108 166H109V164ZM74 164H76L75 162H74ZM74 164H71V166L70 167H74L75 165ZM94 164V163H93ZM139 164V163H138ZM161 164H162V162H161ZM164 164V163H163ZM12 165V164H11ZM16 165V166H17ZM77 165V164H76ZM151 165V164H150ZM171 165V164H170ZM65 166V165H64ZM79 166V165H78ZM164 166V165H163ZM173 166V165H172ZM72 167V168H73ZM80 167V166H79ZM89 167V166H88ZM140 167H141V164H140ZM209 167V166H208ZM211 167V166H210ZM93 168V167H92ZM143 168V167H142ZM165 168V167H164ZM16 169V168H15ZM94 169V168H93ZM92 169V170H93ZM98 169V168H97ZM136 169V168H135ZM145 169V168H144ZM155 169V168H154ZM175 169H177L176 167H175ZM73 170H74V168H73ZM76 170V169H75ZM78 170V169H77ZM89 170V169H88ZM87 170V171H88ZM95 170V169H94ZM98 170H100V169H98ZM138 170V169H137ZM11 171H12V169H11ZM26 171V170H25ZM43 171V170H42ZM41 170H39L38 172H32V176L31 175H29L30 177V179H31V183L29 184V185H27V186H29V187H25L26 189L27 188H29L28 190H25V194L24 195H26V194H28L29 195V197L28 198H30V199H32V203H33V201H36L38 204H44L45 206L47 205H51L53 208H54V206L60 211V213L62 212L63 213V215H61V217L62 218H60V219H54L53 221H52V224L50 225V223L48 222V221H46V225H50L49 227H56V228H54V229H58L57 227H59V226H63V225H65L66 226V228L68 229V231H72V230H74V228H75V225H76V223L79 221H81L80 220V217H81V219H83V217H84V220L87 222H89L88 223V225H92V224H94V223H92V221L91 220H94L95 219V221H96V219H98V218H100V220L102 219H104V216H106L105 214H106V211L107 210H109L110 211V213H111V211L113 212V213H118V212H121V207L123 208V206L122 205H118V204H114L115 205V207H113V206H111L110 204H109V206L107 207V208H105L104 210H96L94 207V212H91V215L90 216H88L87 214L88 213H86V212H88L86 209V207L85 206H82L81 204V206L79 205V203H77V202H75L72 198V200L74 201V203L73 204H76L75 206H77V207H79V210L78 209H74V208H71L70 209V211H68V207L67 208H64V205H63V203H64V201H63V203H62V201H61V199L59 198V196H58V194H56V188H57V185L60 187V185L62 184L61 182H63V184H64V181L66 180V178H63L61 175L60 176H58V179H55V181H52L51 179H49L48 181H43V178L46 176L45 175V172H42ZM80 171H83V169H81ZM87 171H86V173H87ZM91 171V170H90ZM121 171V170H120ZM174 171V170H173ZM14 172V171H13ZM27 172V171H26ZM89 172V171H88ZM135 172V171H134ZM164 172V171H163ZM175 172V171H174ZM111 173V174H110ZM133 173V172H132ZM150 173V172H149ZM153 173V172H152ZM152 173H150V174H152ZM161 173V172H160ZM182 173V172H181ZM181 173H179L180 175H181ZM121 174H123V172L121 173ZM145 174V173H144ZM126 175V174H125ZM153 175V174H152ZM180 175H178V177H177V175L175 176V177H177L178 178V181L180 180L179 179V177H180ZM18 176V175H17ZM24 177H26L25 175H23ZM116 176V177H115ZM121 176V175H120ZM136 176V175H135ZM147 176H149V175H147ZM158 176V175H157ZM160 176V175H159ZM168 176H169V174H168ZM69 177V176H68ZM134 177V176H133ZM172 177V176H171ZM174 177V178H175ZM23 178V177H22ZM72 178V177H71ZM104 178H106V179H104ZM113 178H116V180L115 179H113ZM137 178H139V177H137ZM136 177L135 178H133V183H135V184H133L134 185V187L137 185V186H140V184H137V183H139V179L141 180V178H139V179H137ZM143 178V177H142ZM148 178H150V177H148ZM159 178V177H158ZM19 179V178H18ZM169 179V178H168ZM193 179H195V178H193ZM200 179V178H199ZM57 180V181H56ZM61 180V182H58V181H60ZM72 180V179H71ZM144 180V179H143ZM142 180V183L144 184V183H146V185H147V180L146 181H143ZM155 180V179H154ZM213 180V179H212ZM20 181V180H19ZM27 181H29V179L27 178ZM68 181H69V179H68ZM170 181V187H173L174 186V184H176V182H177V179H176V181L174 180V179H172V180H169ZM214 182H216L215 180H214ZM9 183V182H8ZM7 183V184H8ZM66 183V182H65ZM141 183V184H142ZM201 183V182H200ZM209 183V182H208ZM213 183V182H212ZM220 183V182H219ZM25 184V183H24ZM210 184V183H209ZM218 184V183H217ZM217 184L216 183H214V184H212L211 186L212 187H214V186H217ZM9 185H10V183H9ZM14 185V184H13ZM145 185V186H146ZM180 185V184H179ZM8 186V185H7ZM7 186H5V188L4 189H6L7 188ZM20 186H22V185H20ZM61 186H63V185H61ZM148 186H150V185H148ZM160 186V185H159ZM176 186V185H175ZM10 187V186H9ZM63 187H65V185L63 186ZM147 187V186H146ZM116 188V187H115ZM136 188V187H135ZM15 188H14V186H13V190H14ZM62 189V188H61ZM86 189H88V187L86 188ZM93 189V188H92ZM141 189V188H140ZM181 189H183V188H181ZM185 189V188H184ZM1 190V189H0ZM8 190V189H7ZM76 190V189H75ZM83 190V189H82ZM81 190V191H82ZM89 190V189H88ZM137 190V189H136ZM2 191V190H1ZM10 191H12V189L10 190ZM10 191H7V192H10ZM62 191H63V189H62ZM92 191V190H91ZM138 191H140V190H138ZM146 191V190H145ZM2 192H4L5 194L7 193V192H5V191H2ZM16 192V191H15ZM22 192V193H23ZM84 192V191H83ZM176 192V191H175ZM195 192V191H194ZM59 193V192H58ZM61 193V192H60ZM90 193V192H89ZM113 193V192H112ZM121 193V192H120ZM177 193V192H176ZM183 193V192H182ZM191 193L193 194V192H190L189 194L191 195ZM9 194H12L13 195V197H16V194L17 193H9ZM85 194H87V193H85ZM84 194V195H85ZM91 194V193H90ZM92 194H93V192H92ZM109 192H108V196H109ZM140 194H143V192L142 193H140ZM186 194V193H185ZM196 194V193H195ZM24 195H22V196H24ZM27 195V196H28ZM62 195H64V194H62ZM67 195V194H66ZM65 195V196H66ZM111 195H113V194H111ZM118 195V194H117ZM133 195H135V194H133ZM88 196V195H87ZM137 196V195H136ZM181 196V195H180ZM193 196V195H192ZM61 197V196H60ZM82 197H84V196H82ZM119 197L120 198H118V199H120V201H121V199L122 200H124L125 198H130V195L129 194H125V193H121L120 195H119ZM139 197V196H138ZM136 198V197H135ZM134 198V199H135ZM140 198H141V196H140ZM180 198H182V197H180ZM220 198V197H219ZM71 199H69V200H71ZM136 199H138V198H136ZM166 198H164V200H165ZM194 199V198H193ZM192 199V200H193ZM221 199V198H220ZM24 200H25V198H24ZM116 201H118L117 200V197H116V199H115ZM140 200V199H139ZM139 200H137V201H135V203L137 202L138 203V201ZM181 200V199H180ZM72 201V202H73ZM120 201H118V203L120 202ZM19 203H20V201H18ZM22 202V201H21ZM26 202V201H25ZM31 201L29 200V203H30ZM71 202V201H70ZM115 202V201H114ZM141 202H142V200L139 202L140 204H141ZM156 202V201H155ZM188 202V201H187ZM191 202V201H190ZM198 202H200V201H198ZM19 203H17V204H19ZM23 203V202H22ZM27 203V202H26ZM65 203H67V202H65ZM121 203V202H120ZM119 203V204H120ZM133 203V202H132ZM138 203V204H139ZM167 203V202H166ZM37 204V205H38ZM112 204V203H111ZM207 204V203H206ZM205 203H204V206H203V203L201 204L202 206H203V211H205L206 213L208 212V211H211L210 209L208 210L207 209V206L208 205H206ZM33 205V204H32ZM117 205V206H116ZM167 205V204H166ZM21 206V205H20ZM23 206V205H22ZM26 206V205H25ZM21 207V208H23V209H25L26 207ZM46 206V207H47ZM66 206H68V205H66ZM28 207V206H27ZM31 207V206H30ZM29 207V208H30ZM40 207V206H39ZM43 207V206H42ZM181 207V206H180ZM209 207V206H208ZM211 207V206H210ZM18 208V207H17ZM16 208V209H17ZM29 208H26L27 210L29 209ZM32 208V207H31ZM34 208V207H33ZM91 208V207H90ZM90 208H89V211H90ZM183 208V207H182ZM23 209H20L19 211H21L22 213L23 212H27V214H29L30 215V213L31 212H29L28 213V211H24ZM107 209V210H106ZM126 209H127V207H126ZM126 209H125V212H126ZM177 209V208H176ZM212 209V208H211ZM36 210H38V208H36ZM36 210L34 211V212H36ZM47 210V209H46ZM132 210V209H131ZM137 210V209H136ZM139 210V209H138ZM214 210V209H213ZM226 210V209H225ZM228 210V209H227ZM32 211V210H31ZM39 211V210H38ZM48 211V210H47ZM58 211V212H59ZM100 211V212H99ZM118 211V212H117ZM147 211V210H146ZM184 211V210H183ZM33 212V214H35ZM46 212V211H45ZM55 212H56V209H55ZM108 212V211H107ZM127 212H129V211H127ZM37 213V212H36ZM93 213V214H92ZM171 213H173V212H171ZM180 213V212H179ZM182 214H183V212H181ZM180 213V214H181ZM185 213V212H184ZM209 213V212H208ZM26 213H24V216H28ZM56 214H57V212H56ZM124 214V213H123ZM129 214V213H128ZM175 214V213H174ZM179 214V215H180ZM214 213H212V215H213ZM121 215V214H120ZM119 215V216H120ZM131 215V214H130ZM129 215V216H130ZM184 215V214H183ZM45 216V215H44ZM54 216V215H53ZM113 216V215H112ZM115 216H117V215H115ZM123 216V215H122ZM145 216V215H144ZM163 216V215H162ZM185 216V215H184ZM209 216H210V214H209ZM214 216V215H213ZM93 217V218H92ZM166 217V216H165ZM175 217V216H174ZM27 218V217H26ZM45 219V218H44ZM48 219V218H47ZM119 219H121V217H116L115 218V220L116 221H119ZM174 219V218H173ZM177 219V218H176ZM175 219V220H176ZM183 219V218H182ZM185 219V218H184ZM231 219H233V218H231ZM29 220H31V219H29ZM28 220V221H29ZM42 219H40L39 221H41ZM162 220H163V218H162ZM178 220H179V217H178ZM216 220H217V218H216ZM215 220V222L214 223H211V224H209V225H211L212 227H216L217 228V226H220V224H221V222L222 221H216ZM227 220V219H226ZM22 221V220H21ZM34 221V220H33ZM44 221V220H43ZM94 221V222H95ZM114 221V220H113ZM177 221V220H176ZM198 221L199 220H197V223H198ZM211 221H212V219H211ZM234 221V220H233ZM16 222V221H15ZM18 222V221H17ZM15 223V225L17 226V228H22L24 231L25 230H28V227H26L23 223ZM24 222V221H23ZM26 222V221H25ZM84 222V221H83ZM85 222V223H86ZM97 222V221H96ZM128 222V221H127ZM180 222V221H179ZM207 222V221H206ZM224 222V221H223ZM29 223V222H28ZM40 223H42V222H40ZM104 223H105V221H104ZM112 223V222H111ZM114 223V222H113ZM120 223H122V221L120 222ZM135 223H136V221H135ZM171 223V222H170ZM170 223H168V221L167 220H163L162 222H161V226L162 227H164L163 229L164 230H162L163 232H157L156 234H155V238L156 239H160V238H162V239H164V240H167V241H169L170 240V236L168 237V235L166 234V231H168V228H170V227H168V225L170 226ZM174 223V222H173ZM25 224H27V222L25 223ZM77 224H80V223H77ZM96 224V223H95ZM94 224V225H95ZM103 224V223H102ZM101 224V225H102ZM160 224V223H159ZM172 224V223H171ZM175 224V223H174ZM174 224H172V225H174ZM182 224V223H181ZM14 225V226H15ZM32 226H34L33 224H31ZM38 225V224H37ZM83 225V224H82ZM99 225V227H96V228H99V230H97V231H100L99 233H103V235H105V239L107 238L109 241V243L108 242H100L101 240H103L102 239V237L101 236H97V238L98 239H93L92 238V236L90 237V235H82L80 238H77V237H74V238H72V237H69V236H71V234L68 236L69 237V239H71V240H75L76 241V243H77V240L79 239L80 241H78L79 242V246L78 247H76V250H74L73 252H70V253H72L74 256H76V258H77V256H78V258H79V260H77L76 261V263L75 264H147L146 263V260H147V262H148V264H152V263H154V264H166L165 263V261L164 262H162L160 259H162V251L161 250H158V249H161L160 248V246L159 247H157L156 246V244H155V246H153L154 245V243H156V242H152V241H155L154 239V236L153 237H151L152 236V234H147L146 236L144 235V234H142L140 237H137L138 238V241L136 240V238H135V236H139L138 235V233H135L136 232V230H139V229H136V230H132L131 231V235H124V234H121L123 231L120 229V228H117V225L115 224V225H111V226H108V227H106V226H104V227H101L100 226V224H98ZM141 225V224H140ZM139 225V226H140ZM145 225H147L148 226V224H145ZM150 225V224H149ZM208 225V224H207ZM221 225H230V227H234V225H231V222L230 221H228V222H224V223H222ZM236 225V224H235ZM36 226V225H35ZM79 226V225H78ZM81 226V225H80ZM83 226H85V224L83 225ZM97 226V225H96ZM119 226V225H118ZM132 226V225H131ZM157 226H158V224H157ZM179 226V225H178ZM31 227V226H30ZM40 227H41V224H40ZM43 227H44V224H43ZM93 227V226H92ZM120 227H122V226H120ZM149 227V226H148ZM166 227H168V228H166ZM37 228V227H36ZM36 228L34 229V230H36ZM45 228V227H44ZM50 228V230L51 231H53V229H51ZM63 228V227H62ZM79 228V227H78ZM94 228V227H93ZM132 228V227H131ZM130 228V229H131ZM136 228H138V227H136ZM142 228V227H141ZM143 228H144V226H143ZM158 228V227H157ZM225 228V227H224ZM227 228V227H226ZM32 229V228H31ZM31 229H29V230H31ZM83 229V228H82ZM81 229V230H82ZM124 229H126L125 227H124ZM159 229L161 230V228L159 227ZM10 230V229H9ZM43 230V229H42ZM45 230H46V228H45ZM48 230V229H47ZM50 230H48V232L50 233L51 231ZM59 230H60V228H59ZM92 229H90V231H91ZM129 229H128V227H127V229H126V231H128ZM144 230V229H143ZM146 230V229H145ZM38 231H39V229H38ZM65 231V230H64ZM63 231V232H64ZM115 231L117 232V231H120L119 233L117 232V233H115ZM125 231V230H124ZM154 231V230H153ZM155 231H158V230H155ZM229 231V230H228ZM20 232V231H19ZM19 232H17V233H19ZM34 232V231H33ZM44 232H46V231H44ZM60 232V231H59ZM62 232V231H61ZM66 232V231H65ZM81 232H83V231H81ZM89 232V231H88ZM141 232H143V231H141ZM224 232V231H223ZM14 233V232H13ZM35 233L36 232H34V234L33 235H35ZM39 233H41V232H39ZM38 233V234H39ZM69 233V232H68ZM79 233V232H78ZM107 233V234H106ZM168 233H169V231H168ZM230 233V232H229ZM37 234V235H38ZM51 235L49 236V239L48 238H46V239H48V241H45V243L46 244H51L50 246H55L54 248H56L57 246L55 245V244H57L58 242H61V241H58V239H57V237L55 236V234L54 235H52V233H50ZM57 234V233H56ZM89 234V233H88ZM140 234V233H139ZM171 234V233H170ZM220 234V233H219ZM236 234V233H235ZM14 235V234H13ZM48 234H46V236H47ZM66 235H68L67 234V232H66ZM102 235V234H101ZM107 235H110V236H107ZM173 235V234H172ZM207 235V234H206ZM25 236V235H24ZM31 236H32V233H31ZM73 236V235H72ZM232 236V235H231ZM34 237V236H33ZM58 237H61L60 235L58 236ZM67 237V236H66ZM94 237V236H93ZM173 237H175V236H172V238ZM234 237V236H233ZM28 238V235H27V237H26V239ZM104 238V237H103ZM171 238V239H172ZM226 238V237H225ZM224 238V239H225ZM30 239V238H29ZM33 239V238H32ZM38 239V238H37ZM37 239L35 238V240L34 241H37ZM39 239H41V238H39ZM65 239V238H64ZM67 239V238H66ZM209 239V238H208ZM22 240V239H21ZM61 240V239H60ZM68 240V239H67ZM136 240V241H135ZM173 240V239H172ZM41 241V240H40ZM75 241H74V243H75ZM166 241V242H167ZM222 241V240H221ZM32 242V241H31ZM39 242V241H38ZM42 242V241H41ZM98 242V243H97ZM100 242V243H99ZM116 242H118L119 243V245H121L123 248H125L124 249V251H121V250H118L117 248H115V247H117V245L115 244ZM136 242H139V243H137L136 244ZM165 242V243H166ZM182 242V241H181ZM224 241H222V243H223ZM20 243V242H19ZM159 243V242H158ZM164 243V242H163ZM246 243V242H245ZM59 244V243H58ZM69 244H70V242H69ZM241 244H243V243H241ZM27 245V244H26ZM68 245V244H67ZM71 245V244H70ZM162 245V244H161ZM166 246H170V248L172 249V250H179V248L182 246L183 247V243H178V242H174L173 243V241H172V243L171 242H167L166 244H165ZM164 245V246H165ZM210 245V244H209ZM222 245V244H221ZM22 246V245H21ZM40 246H41V244H40ZM64 246V245H63ZM69 246V245H68ZM68 246H66V247H68ZM163 246V245H162ZM163 246V247H164ZM208 246V245H207ZM213 246V245H212ZM216 246V244L213 246V247H215ZM219 246V245H218ZM59 247H60V245H59ZM58 247V248H59ZM66 247H64V249H62L61 247H60V249H62V250H65V248ZM73 247V246H72ZM46 247H44V249H45ZM205 248V247H204ZM218 248V247H217ZM0 249H1V247H0ZM26 249V248H25ZM49 249V248H48ZM57 249V248H56ZM55 249V250H56ZM74 249V248H73ZM73 249H71V250H73ZM150 249H152V250H154V251H157L158 253H155V254H158L159 255V258L160 259H157L156 258V256L155 257H150V256H154V255H152L151 254V251H150ZM170 249V250H171ZM32 250V249H31ZM62 250H61V252L60 253H65V251H63L62 252ZM163 250V249H162ZM6 251V250H5ZM54 251V250H53ZM67 252H69L68 251V249L66 250ZM209 251V250H208ZM218 251V250H217ZM46 252V251H45ZM56 252H58V251H56ZM166 252H167V250H166ZM219 252H220V250H219ZM222 252V251H221ZM35 253V252H34ZM33 253V254H34ZM54 253V252H53ZM59 253V252H58ZM31 254H32V252H31ZM32 254V255H33ZM67 254V253H66ZM59 255V254H58ZM149 256V259L148 258H145L144 256ZM161 255V256H160ZM175 255H177V253L175 254ZM220 255V254H219ZM147 256V257H148ZM227 256V255H226ZM9 257V256H8ZM94 257V258H93ZM165 257V256H164ZM177 257H178V255H177ZM176 257V258H177ZM74 259H76L75 257H73ZM173 258H174V256H173ZM185 258H186V254H185ZM168 259H169V257H168ZM171 259V258H170ZM169 259V260H170ZM237 259H238V257H237ZM50 260V259H49ZM164 260V259H163ZM168 260V261H169ZM180 260V259H179ZM52 261V260H51ZM54 261V260H53ZM52 261V262H53ZM56 261H59V260H56ZM167 261V260H166ZM168 261H167V264H170V263H168ZM239 261H240V259H239ZM245 261V260H244ZM46 262V260L44 261V263ZM68 262V261H67ZM179 263H180V261H178ZM207 262V261H206ZM237 263H238V260L236 261ZM56 264H57V262H55ZM60 263V262H59ZM58 263V264H59ZM176 263V261H174V262H172L171 264H175ZM207 263H209V262H207ZM236 263V264H237ZM242 264H244L243 262H241ZM42 264V263H41ZM71 264V263H70ZM182 264H189V263H187L186 261L184 262V263H182ZM193 264V263H192ZM211 264V263H210Z\"/></svg>",
  "mask_w": 264,
  "mask_h": 264
}]
</instances>
